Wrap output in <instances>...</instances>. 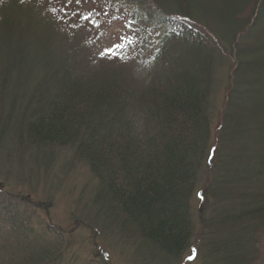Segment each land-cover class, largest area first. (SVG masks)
Here are the masks:
<instances>
[{"label": "trees", "instance_id": "16d2710c", "mask_svg": "<svg viewBox=\"0 0 264 264\" xmlns=\"http://www.w3.org/2000/svg\"><path fill=\"white\" fill-rule=\"evenodd\" d=\"M105 1L129 11L130 67L96 68L67 9L53 23L33 0H0L2 130L13 110L27 146L73 149L96 184L95 230L131 243L135 264H175L191 247L194 194L212 201L200 215L204 249L226 231L218 241L233 248L229 264H255L264 253V0ZM218 63L228 82L213 126ZM25 211L0 196V264H72L64 239L49 245L26 229Z\"/></svg>", "mask_w": 264, "mask_h": 264}, {"label": "rangeland", "instance_id": "374dc122", "mask_svg": "<svg viewBox=\"0 0 264 264\" xmlns=\"http://www.w3.org/2000/svg\"><path fill=\"white\" fill-rule=\"evenodd\" d=\"M33 1L40 4L43 15L52 19L53 23L59 11L65 9L78 17L72 20L73 29L80 31L76 39H91V55L96 68L130 67L129 60L137 61V52L131 50L133 24L128 19L127 8H116L118 5L113 7L105 0ZM33 51L27 48L24 58L32 57ZM226 57L229 59L228 55ZM227 82L226 64L218 63L211 97L213 126L223 107ZM24 84L11 83V87L16 85L19 89V85ZM24 103L21 97V107ZM10 110L9 106L2 108L4 115ZM12 112L4 130L0 126V131H3V137L0 136V196L4 199L11 197L17 206L26 209L25 215L30 217L26 229L32 227L38 236L49 237V245H54L59 237L68 241V244L64 241L65 253L72 264H135L131 260L133 255L128 252L131 243L123 247L118 236L115 238L116 235L105 233L101 228L95 230L93 215L89 211L92 210L96 184L87 165L74 158V151L70 147L54 150L53 146H47L43 150H34L27 146L23 140L22 122L18 114L11 117ZM201 185L203 183L196 188V191H200L199 196L204 194ZM211 203L210 198L200 199L194 194L191 207L195 229L190 246L196 248L197 257L192 261L191 247L185 248L179 253L175 264H229L232 257L227 252L233 248L218 241L226 235V231H220V236L209 240L214 242L207 248L204 249L202 245L204 232L201 231L200 215L205 217L209 214ZM262 245L264 248V241ZM255 264H264V253H261V258Z\"/></svg>", "mask_w": 264, "mask_h": 264}, {"label": "snow or ice", "instance_id": "6c2138e0", "mask_svg": "<svg viewBox=\"0 0 264 264\" xmlns=\"http://www.w3.org/2000/svg\"><path fill=\"white\" fill-rule=\"evenodd\" d=\"M110 51V50H109Z\"/></svg>", "mask_w": 264, "mask_h": 264}]
</instances>
